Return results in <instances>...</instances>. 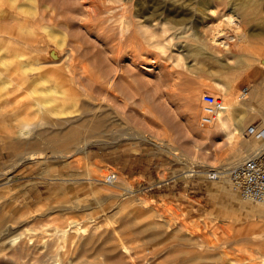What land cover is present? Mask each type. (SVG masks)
Returning a JSON list of instances; mask_svg holds the SVG:
<instances>
[{"label":"rangeland","instance_id":"1","mask_svg":"<svg viewBox=\"0 0 264 264\" xmlns=\"http://www.w3.org/2000/svg\"><path fill=\"white\" fill-rule=\"evenodd\" d=\"M31 1L0 0V221L12 222V237L23 232L37 244L1 245L0 264H264V209L232 192L228 181L229 191H219L220 181L205 176L232 161L236 142L199 124L202 93L222 97L216 82L232 80L237 93L251 88L253 80L239 75L264 61V0H120L139 25L117 27L125 39L119 61L102 64L98 55L110 54L98 32L79 26L84 0H35L44 21L55 12L67 20L57 27L65 42L55 48L56 63L39 60L24 73L28 59L40 58L33 46L50 43L38 24L24 21ZM70 51L107 68L113 85L103 100L104 138L89 139L84 153L53 134L17 133L25 121L60 133L90 126L85 95L97 90L68 78ZM27 82L39 89L30 95ZM31 96L53 97L75 112L43 116ZM33 153L43 158L22 161ZM109 173L117 176L112 184L104 179ZM72 220L81 231L68 225ZM58 229L68 236L57 240Z\"/></svg>","mask_w":264,"mask_h":264},{"label":"bare ground","instance_id":"2","mask_svg":"<svg viewBox=\"0 0 264 264\" xmlns=\"http://www.w3.org/2000/svg\"><path fill=\"white\" fill-rule=\"evenodd\" d=\"M84 1L87 3L88 9L85 11V18L80 19L79 26L84 28L87 34H91L92 32L97 31V36L102 39L106 50L110 54L106 57L98 55L99 57H97V59H100L101 64L103 63L105 58L109 60L114 59L116 61H119L118 54L121 51V47L125 39H123V36L121 35L123 29L119 30L118 37L115 35V30L117 29V27L121 28L124 24L131 25L132 27H135V25L139 24L136 20L131 18L127 7L120 0H116L114 2H110V0ZM31 2V6H28L27 8H25V10L21 11L22 13L28 15L24 21L29 25L38 24L39 27H41V35H46L50 43L48 44L45 39L41 41L42 36L38 34V39L43 42L44 45H35L33 46L32 51L36 52L37 55H40L41 59L39 57L28 59L27 66L23 68L24 73L27 72V69H33V67L31 66L37 65L39 60H43L42 62H57V52L55 48H57L58 46L63 47L65 42V34L59 31L57 27L60 25L66 26L67 24L66 19L56 18V12L55 14H49L48 20L44 21L46 15L36 9L35 0H32ZM3 11L4 9H0V14H3ZM49 20H51V22L47 23ZM116 37L118 39V42L116 44H111L116 39ZM79 40L80 38L74 35L73 41L77 42ZM70 53L73 58V64L71 65V69L69 67L68 78L74 83L75 86L78 87L83 85L84 80H87V84L97 90V92H94L93 90L89 91L85 95L89 101L88 106L89 110L91 111V118H88V124L90 126L81 125L75 127L74 129H69L63 131V133H60V131L57 130L49 131L48 129H39L38 127L41 126V124L38 126L36 124L32 127H29L28 122L25 121L17 129V133H19V135L32 133L38 135L40 138H43L46 135L53 134L55 137H59L61 139V142L58 143L62 146L72 147L74 153H84L88 151L89 145H92V143H94L91 142L90 144H88L89 139L104 138L103 132L104 128L106 127V117L103 116V112L106 110L107 105L103 103V100L105 99V94L110 91L109 87L113 85H110V82L112 80L110 71L107 68L95 69L93 64H84V60L87 56L86 53L78 52L76 54H73L71 51ZM263 65V59L258 58V67H252L251 64H246L245 68L242 69L241 72L239 71L241 73L239 77H244L243 79L248 77L250 78V80H253V84L251 85V88L249 87L246 95L241 94L240 91L237 93V86L231 84L233 82L232 80L230 81L231 83L224 81L216 82L215 84L221 92V98L224 102V110L219 114L217 120L211 126H216L219 129L225 131L228 135V138L230 139L231 145L233 144L232 139H234L236 142L235 147L229 153V158H231L233 162L230 161V163L223 165L225 167L222 170L216 171L219 173L218 181L220 182L217 186V189L219 191L228 190L226 184L228 181L227 172L232 167H234L244 159L251 157L260 151H264V141L257 138L256 136H250L249 134H246L247 129L250 126L248 125V123L252 122L253 119H260V123L255 124L259 129L263 127L260 124L264 125V84H262L264 83V69H261ZM77 69H79L80 73L77 72ZM255 77H258V80H255ZM234 80L236 81V79ZM27 84V88H25L28 92H30V95L34 93L35 89H39L35 88L34 82H27ZM32 86H34V88ZM31 99L32 101H34V105L38 107V111L41 112L43 116L44 114L49 113L55 118V116L57 117L59 116V114L75 112V109L72 111H65V108L60 107V105L56 103L53 97L52 99H43V101H38L33 96H31ZM46 102L51 103L50 107L45 106ZM83 107L84 105L82 106V108ZM79 118L80 117H78V119ZM46 121L48 123L49 120L46 119ZM64 121H68V119H64ZM86 134L90 135L86 136ZM142 138H146V136H142ZM149 140L155 142L154 139ZM164 148H166L168 152L176 154L174 148H171V146L169 147L165 145ZM180 156H182V154H180ZM42 158L43 156L39 153H33L31 155L23 156L22 161L33 162L36 160L38 161ZM125 191L126 194L131 193V190L129 188H125ZM257 205L264 209L262 205ZM261 211V209L258 210L259 213ZM11 223L6 220L0 221V246L2 245V249L10 248L7 245L15 243L16 239L19 240L15 247L28 246L30 244L34 246L35 244H37V240H32L30 236L26 235L23 237V232H18V237H12V235L16 232V229L14 228V226H12ZM68 225L73 227L74 231L77 232L81 231L82 229L81 225H77L75 220L70 221ZM88 229H91V231H89V238L90 240H92V234H95L96 226H92ZM58 231L60 232V234L57 235V240H59V238H66L69 234L67 233V230L58 229ZM118 242L119 239H117V244ZM78 264H91V262L88 260H84L83 262V260H81Z\"/></svg>","mask_w":264,"mask_h":264},{"label":"built area","instance_id":"3","mask_svg":"<svg viewBox=\"0 0 264 264\" xmlns=\"http://www.w3.org/2000/svg\"><path fill=\"white\" fill-rule=\"evenodd\" d=\"M248 86H243L241 94L246 95ZM202 103L199 124L211 126L224 110V102L220 97L204 92L200 97ZM246 134L256 136L264 141V127L259 129L255 124L250 125ZM208 180H218L219 173L215 170L205 174ZM107 183L117 180L115 173H109L104 177ZM228 183L232 192L237 193L243 200L260 204L264 207V151L248 157L232 167L227 175Z\"/></svg>","mask_w":264,"mask_h":264}]
</instances>
